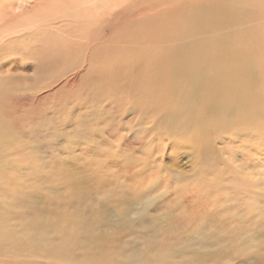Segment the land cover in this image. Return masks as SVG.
Returning <instances> with one entry per match:
<instances>
[{
  "label": "rangeland",
  "instance_id": "1",
  "mask_svg": "<svg viewBox=\"0 0 264 264\" xmlns=\"http://www.w3.org/2000/svg\"><path fill=\"white\" fill-rule=\"evenodd\" d=\"M199 1L202 8H213L211 4L215 2ZM65 5L59 7L62 12L70 13L72 9L71 13H75L70 2ZM215 7V22L237 30L236 34L231 33L230 56L239 46L250 48L249 55H253L243 59L241 74L245 66L252 64L261 74L258 82L263 84L262 101L258 104L254 100L246 104L249 95L243 91L234 95L223 89L228 92H223L221 104L227 109L231 106L238 114L236 118L245 120L244 123H231L235 118L207 124L202 112L191 113L188 101L161 104L162 99L155 101L144 92H130L129 85L122 89L100 81L93 71L96 65L89 58L94 51L98 54L99 49L91 50L87 63L81 55L74 57L73 66L83 61L74 83H62L67 78L63 76L52 88L25 92L7 100L8 112L0 132V211L9 207L23 209L22 222L38 221L42 232L48 230L47 234L43 232L44 237H50L45 238L49 247L43 244L45 247L41 245L36 253L26 249L24 263L132 264L124 260L131 259L140 264H264V7L252 9L256 12L252 16L234 7L217 10V3ZM51 8L56 10L52 4L28 13L29 19L20 22L30 29L23 32L24 37H20L23 33L17 36L24 44L10 43L8 47L27 53L34 46L28 33L34 32L30 37L35 39L45 38L47 29L37 18L47 16ZM261 8L263 14L258 11ZM98 9L102 12L101 7ZM108 11L103 10V22L115 19L113 12ZM228 12L237 16V22L231 19L228 24ZM72 18H64L63 26L70 25ZM247 25L257 32L252 40L243 31ZM144 32L141 36L145 39ZM210 32L216 33L214 28ZM105 35L95 34L92 40L99 45L102 39L112 38L104 47L109 55L118 53L122 48L117 45L120 33L112 35L106 30ZM133 42L137 46L134 39ZM25 58L8 57V77H23L21 84L29 85L41 72L35 73L30 67L33 62ZM139 63L137 72H144L147 60ZM72 69L68 77L79 71ZM165 114L172 117L168 119ZM83 219L91 223L85 224ZM75 220L78 224L70 225ZM79 221L90 230L80 226L87 232L77 229L82 230L77 233L75 229L73 233ZM89 224L94 228L97 225V233ZM0 228L4 226L0 224ZM88 231L100 237L89 236ZM61 232L73 240L67 242L68 238L58 235ZM95 241L100 250L90 243ZM231 247L232 252L228 250ZM93 250L99 251L98 257ZM65 252L71 257L65 256Z\"/></svg>",
  "mask_w": 264,
  "mask_h": 264
},
{
  "label": "bare ground",
  "instance_id": "2",
  "mask_svg": "<svg viewBox=\"0 0 264 264\" xmlns=\"http://www.w3.org/2000/svg\"><path fill=\"white\" fill-rule=\"evenodd\" d=\"M148 1H150V3H148ZM68 2H70L73 5V8L75 9V13H71L72 9H70L71 10L69 11L70 13H66L65 11L62 12L63 9L61 10L59 8V7H63ZM216 3L218 4L217 10L219 8L234 7L240 10L241 12L250 13L251 16L256 13L252 11V9L264 7V2L262 3V0H215L214 4L213 2L211 4L213 5V8L210 7L208 8V5H205V7L202 8V6L204 5H202L199 0H0V132L4 129V119L8 112V107H7L8 99L10 100L14 97H20L25 92L36 93L35 91H40L41 89L45 90L46 88H50V87L52 88V85L54 83L56 84V82H58L57 80H59L63 76H67V78L66 79L64 78L65 81L62 83L65 84H69L71 82L74 83L79 75L80 70L83 67L82 64L83 61H81L80 65L73 66V64L76 63V62L73 63V61L76 60L74 59V57L77 56L78 58V55H81V57L84 59V62L87 63L88 56L91 53V50L94 49H99L100 52L98 51L99 53L97 54V52L94 51L91 54L92 56H90L89 58L90 60L94 61L93 66L96 65V67L95 69L93 68V71L97 74L98 77L97 76L96 77L102 82H106L110 85L116 84L119 88L122 89L125 88V85L127 86L129 85L131 86L129 88L130 92H135V91L144 92L147 94V96H150V98L154 97L155 101L158 99H162L161 104L171 103L170 101H175V102L188 101L192 106L191 113L197 114L202 112L204 114V120L206 121V122L204 121V123L207 124H210L211 122L223 123L225 119H235L238 114L236 115V113L232 111L233 109L231 108V106L229 107V109H227L225 106L221 104V98L223 97V92L227 91L223 89L227 88L230 94H234V95L243 91L245 94H247V96L249 95L247 101L245 102L246 104H251V100H254L255 103L258 104L262 101L261 88L263 90V84H260V82H258L261 74L258 70L255 69L254 64H252L251 66L249 65L245 66V70L241 74L243 59L253 58L252 54L249 55L250 48L246 46L236 47L234 48V55L230 56V54H232L231 52L233 49L232 48L233 44L231 43L230 40L232 39L231 33L236 34L237 30L235 28H234L235 30L229 28L230 26H226L223 23H219L220 25H218L217 22H215L214 11L216 8L215 7ZM52 4L56 8V10L51 8L47 10L49 11L50 14L48 13V15L45 17L37 18L38 23L47 29L45 31L46 37L35 39L30 37L35 34L34 32L28 33L27 37L29 36V38L31 39L30 43L32 42L34 45L32 49L29 48L27 53L21 52L19 50L14 51L13 49H10L8 47L10 43L24 44V41L23 42L20 41L19 38L24 37L25 34L23 32L30 29V26L28 24H22L20 21L29 19L30 16H27L28 13L35 11L41 7L44 8L50 7ZM100 7L102 8V12H99L98 8ZM107 8L110 9V11L108 12L112 11L113 15H115V19L112 20L111 22L109 21L103 22L101 20L103 15V10ZM44 10L46 9H43V11ZM258 11H260L263 14L262 8L261 10L258 9ZM232 15L231 13L229 14L228 12L227 16H225V18L229 19L228 21L229 25L231 19L234 20L237 17ZM70 17L71 18L73 17L72 22L70 24L72 26L70 25L63 26L62 20H64V18L68 19ZM68 22L70 23V21ZM52 24L56 26L58 25V28L54 29L52 27ZM247 26L248 27L243 28V31L252 40V37L255 36L257 32L249 29L252 28V26L249 25ZM147 27H148V29H146L147 31L144 32L143 30ZM158 27H160V29ZM262 27L264 28V24L262 25ZM79 28H83V29L89 28V29L85 31ZM213 28L215 29L216 33L210 35L211 33L210 30ZM135 29H138V31H135ZM106 30L109 31L110 34L112 35L116 33H120V37H119V41H117V45L122 48L118 51V53L115 52L113 55H109L108 50H106L105 48L107 47L105 44H110L112 42V38L102 39L99 45L95 44L96 40H92V36L95 34H102L105 37ZM143 32L145 33V39L143 38V36H141ZM22 33L23 35L17 37L19 34ZM133 39L136 41L137 46L133 45L134 43ZM102 42L103 45L101 44ZM130 47L133 48L130 49ZM259 48L262 49L261 47ZM135 52L137 54H135ZM12 55L19 56L21 57V59L26 57L25 59L31 60V62H33V66L30 67L33 68L35 73L41 72L40 77L39 76L38 78L36 77L34 79V82L29 85L21 84V79L23 77H21L20 75L18 77L21 78L8 77L9 63L7 59ZM110 56L112 57V59L109 58ZM144 59L147 60L145 71L137 72L138 65L140 64L139 62ZM235 60L238 62H235ZM100 64L107 66L100 67ZM74 67L77 69L79 68V71L74 72L72 76L68 77V73L72 72L73 71L72 68ZM12 69L16 70L17 66L13 67ZM46 71L47 74L43 73ZM45 80L46 83H44ZM219 89L222 92V94L220 93ZM160 91L164 92V94L161 93ZM114 92L115 91H113V93ZM126 92L124 94H126ZM160 93L163 95H160ZM161 96L163 98H160ZM140 99H142V97ZM140 104L143 105V103ZM202 104L204 106L201 109L200 105ZM170 111L172 110L170 109ZM158 112L160 113V111ZM174 113H176V111ZM167 116L168 119L172 117L171 114L166 115V117ZM154 117H158V116H154ZM238 120H241V118H236L231 123H235ZM241 121H243L244 123L245 120H241ZM171 122H172V118H171ZM160 129H162V127H160ZM168 130L170 131V128ZM168 130H166V134ZM195 152L198 153L197 151ZM199 153L197 155H199ZM148 202L150 203V201ZM23 212H24L23 209L18 210L17 207H15L14 209H10V207L5 208V212L3 210L0 211V224L4 226V228H0V259H2L0 260V264H26L24 263L25 261L24 256L26 249H30L33 253H36L40 247L42 248V246L44 245L49 247L50 245L47 242L50 239V237L48 236L47 238V236L44 237L43 235V232L47 234L46 232H48V230L46 229V231L42 232L41 231L42 226H40L41 224L40 225L38 224V221L36 222L34 220H30L27 223H23L22 222ZM11 216L13 217L10 218ZM75 221L73 223L70 222V225L76 223L78 224V221L77 222ZM84 221L83 222L86 224L87 219ZM88 222L91 223V220L87 221V223ZM81 223L82 222L79 221L80 225L78 228L74 227L73 230L70 228L73 233L75 229L77 233L78 232L82 233V230L84 233L87 232L86 231L87 229L84 230L85 228H82L85 225L83 226L81 225ZM66 225H68V223ZM70 225L68 227H70ZM80 226L82 227L80 228ZM89 226H92L94 228V225L89 224ZM86 228H88V226ZM96 228L97 225L94 228L95 229L94 232L96 231ZM77 229L79 230L82 229V230L80 232L77 231ZM57 230L55 229V231ZM105 232L106 231H104V233ZM95 233H97V231ZM91 234L88 231L89 236L91 235L93 237V235H95L93 234L92 231ZM22 235L24 237H22ZM58 235H62V237H64L63 233ZM65 235L66 238L65 237L64 238L67 239L68 238L67 234ZM99 235H97V237ZM45 238L48 240L45 241ZM68 239L69 240H67V242L73 240L71 238ZM76 241L77 239H75V242ZM96 241L90 243H95L96 245L95 244L93 245H95L99 249V245L96 243ZM99 244L101 245L100 242ZM52 247L53 246H51V248ZM232 248L233 247L228 248V250L231 249L232 252ZM94 251L98 252L97 255L98 257L99 251L93 250L92 252ZM7 254H8L7 258L4 257ZM59 254L61 256V253ZM38 255L40 256V254ZM51 256L53 258L52 254L50 255V257ZM65 256H70L69 252L68 253L65 252ZM90 256H93V253ZM217 257H219V253ZM32 258L34 257L32 256ZM39 258L41 259L42 256H40ZM44 259H46V257ZM85 259H83L82 261H85ZM94 260L95 259L93 258L92 261L94 262ZM124 260L125 262L130 260L132 264H140L135 260H131V259H124ZM49 262L50 261H48L47 263ZM60 262L63 261L61 260ZM86 262L88 263V261H85V263Z\"/></svg>",
  "mask_w": 264,
  "mask_h": 264
}]
</instances>
